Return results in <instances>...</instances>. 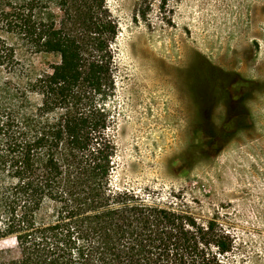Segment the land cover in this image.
<instances>
[{"label":"trees","instance_id":"16d2710c","mask_svg":"<svg viewBox=\"0 0 264 264\" xmlns=\"http://www.w3.org/2000/svg\"><path fill=\"white\" fill-rule=\"evenodd\" d=\"M0 33V264H239L220 213L114 186L105 0H0ZM23 51L60 63L38 72Z\"/></svg>","mask_w":264,"mask_h":264},{"label":"rangeland","instance_id":"374dc122","mask_svg":"<svg viewBox=\"0 0 264 264\" xmlns=\"http://www.w3.org/2000/svg\"><path fill=\"white\" fill-rule=\"evenodd\" d=\"M105 2L118 24L106 101L114 186L201 220L220 213L238 263L264 264V0ZM22 58L38 72L60 63Z\"/></svg>","mask_w":264,"mask_h":264}]
</instances>
